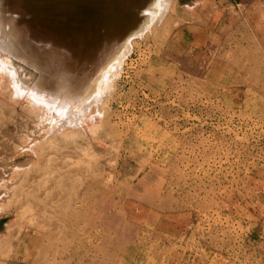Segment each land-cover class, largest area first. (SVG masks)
I'll list each match as a JSON object with an SVG mask.
<instances>
[{
  "label": "rangeland",
  "instance_id": "374dc122",
  "mask_svg": "<svg viewBox=\"0 0 264 264\" xmlns=\"http://www.w3.org/2000/svg\"><path fill=\"white\" fill-rule=\"evenodd\" d=\"M160 19L126 21L104 90L0 37L49 106L0 76V264H264V0H169ZM58 21L32 35L83 39Z\"/></svg>",
  "mask_w": 264,
  "mask_h": 264
},
{
  "label": "bare ground",
  "instance_id": "6f19581e",
  "mask_svg": "<svg viewBox=\"0 0 264 264\" xmlns=\"http://www.w3.org/2000/svg\"><path fill=\"white\" fill-rule=\"evenodd\" d=\"M124 1L125 0H110V2H107V0H0V37H2V49L8 51L13 57L19 60L22 59L23 62L25 61L34 68L40 69L41 72H45L47 68H61L62 74L65 73L67 75L69 73V75H71L75 68L80 70L86 67L91 71L95 69L93 81L95 80L94 82L98 85L101 83L100 89L104 90V88H108L106 85H109V83H107L110 75L109 73L114 71L113 68L110 72L108 67L112 64L114 65L120 52L122 53V48H124L128 42L127 37L130 36L129 31L124 34L126 29L131 25V23H126V21L137 18L135 28L132 32H135L136 27L137 31H140V33L146 32L149 26L157 22L159 23L161 20L160 18L167 12L169 7V0H129L131 2L128 1L125 3ZM66 16L75 17L79 23L84 25V29L81 31L83 39L80 42H77L74 38L70 39L65 34H60L57 30L52 36L41 35L42 37L39 39L33 36H40L39 34H41L45 28L48 29L54 25V22H59V19ZM137 23H139V25ZM26 26H28L29 31L26 30ZM32 29H36V32H33ZM110 30H116L118 34H120V37H110ZM103 44L104 47L107 48L101 50L100 46ZM52 49L55 51L58 49L56 52H58L59 56H53ZM94 54L96 58L98 57L97 60H93ZM92 62L95 63L96 68H94ZM82 63H84V67ZM0 76L5 77L3 78L10 85L14 94H16L17 91H22L21 93H24V91L28 89L29 93H25L22 98L26 99L30 105L27 106L28 104H24V106H27L29 111H32V109L38 110L40 112L39 119H45L43 114L48 110L49 106L45 100L46 92L40 93L39 91V83H35L36 85L34 84L38 86L39 95L36 94V89H32L30 86L27 89L24 88V86L27 87V85L19 80L14 65L3 58H0ZM90 82L91 81L87 79L83 83L86 84L85 87H87L90 85ZM41 85L42 84H40V86ZM44 87L42 86L40 88L42 89ZM68 88H74L76 91L80 89L78 85L73 83L69 85ZM43 90L44 89H42V91ZM96 94L99 96V93ZM94 98L95 97H93L92 101L96 100ZM99 98L97 97V99ZM73 102L75 101H71V103ZM96 102L94 101L93 103L96 105ZM88 105L89 104H87L86 107L90 106ZM69 107L71 106H68L67 109ZM76 115L75 113L74 116ZM79 115L80 114H78V116ZM81 116L83 117V114ZM82 117L79 119L82 120L84 118ZM70 118L73 120L75 119L72 118V116ZM72 123L74 124V122Z\"/></svg>",
  "mask_w": 264,
  "mask_h": 264
}]
</instances>
